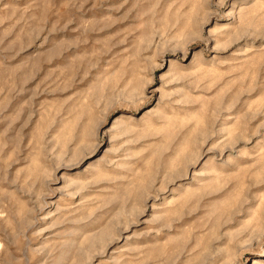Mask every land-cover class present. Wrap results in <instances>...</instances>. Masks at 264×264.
Here are the masks:
<instances>
[{
	"label": "rangeland",
	"instance_id": "1",
	"mask_svg": "<svg viewBox=\"0 0 264 264\" xmlns=\"http://www.w3.org/2000/svg\"><path fill=\"white\" fill-rule=\"evenodd\" d=\"M0 264H264V0H0Z\"/></svg>",
	"mask_w": 264,
	"mask_h": 264
}]
</instances>
